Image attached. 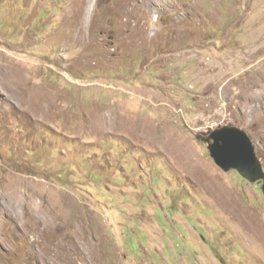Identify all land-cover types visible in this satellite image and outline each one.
Here are the masks:
<instances>
[{"label":"rangeland","instance_id":"obj_1","mask_svg":"<svg viewBox=\"0 0 264 264\" xmlns=\"http://www.w3.org/2000/svg\"><path fill=\"white\" fill-rule=\"evenodd\" d=\"M224 125L264 165V0H0V264H264Z\"/></svg>","mask_w":264,"mask_h":264},{"label":"water","instance_id":"obj_2","mask_svg":"<svg viewBox=\"0 0 264 264\" xmlns=\"http://www.w3.org/2000/svg\"><path fill=\"white\" fill-rule=\"evenodd\" d=\"M204 139L220 168L225 171L237 170L253 183L264 180V165L246 130L234 125L219 126ZM262 190L264 192V183Z\"/></svg>","mask_w":264,"mask_h":264},{"label":"bare ground","instance_id":"obj_3","mask_svg":"<svg viewBox=\"0 0 264 264\" xmlns=\"http://www.w3.org/2000/svg\"><path fill=\"white\" fill-rule=\"evenodd\" d=\"M243 222L245 223V226L254 233L255 241L264 243L263 225L261 223H258L256 217L247 215L243 218Z\"/></svg>","mask_w":264,"mask_h":264},{"label":"crops","instance_id":"obj_4","mask_svg":"<svg viewBox=\"0 0 264 264\" xmlns=\"http://www.w3.org/2000/svg\"><path fill=\"white\" fill-rule=\"evenodd\" d=\"M185 261H186V260H185ZM185 261H184L183 263H187V264H189L188 261H186V262H185ZM214 261H216V260H214ZM214 261H212V262L214 263ZM179 263H180L179 260H178V263L175 262V264H179ZM198 263H199V262H198ZM216 263H217V261H216L214 264H216ZM200 264H207V263L200 262Z\"/></svg>","mask_w":264,"mask_h":264}]
</instances>
